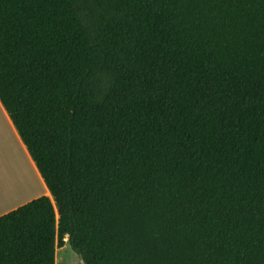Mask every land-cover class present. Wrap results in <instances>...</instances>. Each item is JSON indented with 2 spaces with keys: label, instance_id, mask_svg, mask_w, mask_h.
I'll return each mask as SVG.
<instances>
[{
  "label": "trees",
  "instance_id": "1",
  "mask_svg": "<svg viewBox=\"0 0 264 264\" xmlns=\"http://www.w3.org/2000/svg\"><path fill=\"white\" fill-rule=\"evenodd\" d=\"M0 101V264H264V0H0Z\"/></svg>",
  "mask_w": 264,
  "mask_h": 264
},
{
  "label": "crops",
  "instance_id": "2",
  "mask_svg": "<svg viewBox=\"0 0 264 264\" xmlns=\"http://www.w3.org/2000/svg\"><path fill=\"white\" fill-rule=\"evenodd\" d=\"M43 196L49 189L0 101V217Z\"/></svg>",
  "mask_w": 264,
  "mask_h": 264
},
{
  "label": "rangeland",
  "instance_id": "3",
  "mask_svg": "<svg viewBox=\"0 0 264 264\" xmlns=\"http://www.w3.org/2000/svg\"><path fill=\"white\" fill-rule=\"evenodd\" d=\"M65 242L64 247L56 249V264H84L80 256L70 247L68 239Z\"/></svg>",
  "mask_w": 264,
  "mask_h": 264
},
{
  "label": "bare ground",
  "instance_id": "4",
  "mask_svg": "<svg viewBox=\"0 0 264 264\" xmlns=\"http://www.w3.org/2000/svg\"><path fill=\"white\" fill-rule=\"evenodd\" d=\"M18 156H19V162H18V166H20V168L22 167V169H25L26 171H28V167L25 165V163L22 162L21 160V154L18 151ZM29 172V171H28Z\"/></svg>",
  "mask_w": 264,
  "mask_h": 264
}]
</instances>
